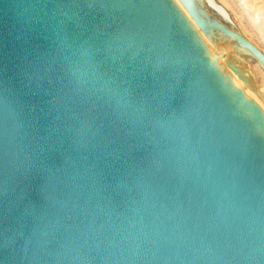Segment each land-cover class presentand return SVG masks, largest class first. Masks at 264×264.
Instances as JSON below:
<instances>
[{
  "label": "water",
  "instance_id": "95a60500",
  "mask_svg": "<svg viewBox=\"0 0 264 264\" xmlns=\"http://www.w3.org/2000/svg\"><path fill=\"white\" fill-rule=\"evenodd\" d=\"M176 1L0 0V264H264V113L201 35L264 55Z\"/></svg>",
  "mask_w": 264,
  "mask_h": 264
},
{
  "label": "rangeland",
  "instance_id": "374dc122",
  "mask_svg": "<svg viewBox=\"0 0 264 264\" xmlns=\"http://www.w3.org/2000/svg\"><path fill=\"white\" fill-rule=\"evenodd\" d=\"M214 2L227 11L230 19L229 24L250 43L256 44L262 50L258 39L261 37L262 31L264 35V0H214ZM203 8L209 15L216 17L212 10ZM243 67L244 70L249 67L250 75L253 78V88L256 89V93L260 94V97L264 98V77L260 70L252 63L244 62ZM245 78L249 80L247 77Z\"/></svg>",
  "mask_w": 264,
  "mask_h": 264
},
{
  "label": "bare ground",
  "instance_id": "6f19581e",
  "mask_svg": "<svg viewBox=\"0 0 264 264\" xmlns=\"http://www.w3.org/2000/svg\"><path fill=\"white\" fill-rule=\"evenodd\" d=\"M198 4L202 7H205L206 9H210L213 11L215 16L217 17V20L223 23H230L229 15L227 11L221 7L220 5L216 4L214 0H196ZM174 2L180 7L178 2L174 0ZM181 8V7H180ZM215 17V19H216ZM257 17V16H256ZM254 22V21H253ZM252 24V23H251ZM230 25V24H229ZM233 27L232 25H230ZM259 31V30H258ZM259 33V32H258ZM201 35V34H200ZM259 35V34H258ZM263 35V31H262ZM259 37L258 41L260 40V44L262 47V50L254 43H252L263 55H264V35ZM204 42L207 44L209 49L214 53H223L226 61L232 62L238 69L242 70L244 72L245 77H247L249 80L246 79L247 86L243 87V79L237 77L234 75L227 67H225L221 61L217 60L224 68V70L228 73V75L232 78L233 82L242 90L243 94L248 98L254 101L262 110L264 113V98L261 96V99L256 95V89L253 88L254 84L252 82L253 78L250 75L249 67L244 70V62L245 63H252L257 66V68L260 70L261 74L264 77V73L262 69H260L259 65L251 59V57L245 53L242 50L237 49L232 42L225 38L218 37L215 42H209L203 35H201ZM251 77V78H250ZM259 94V93H258ZM260 95V94H259Z\"/></svg>",
  "mask_w": 264,
  "mask_h": 264
}]
</instances>
